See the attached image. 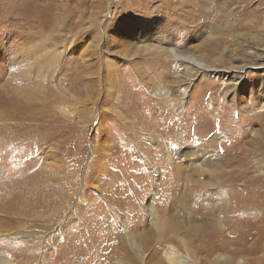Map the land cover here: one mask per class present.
<instances>
[{"label": "rangeland", "instance_id": "rangeland-1", "mask_svg": "<svg viewBox=\"0 0 264 264\" xmlns=\"http://www.w3.org/2000/svg\"><path fill=\"white\" fill-rule=\"evenodd\" d=\"M19 1L0 0V254L11 261L2 264H95L115 231L108 230L114 219L129 225L141 221L147 214L141 207H147L160 190L167 188L162 182L169 177L168 184L174 185L172 173L177 171L188 178V169L202 160H191V149L215 148L208 144L215 130L216 141L234 137L213 126L208 129L211 137L189 135L190 129L199 128L195 118L200 110L205 108L210 116L226 113V120L234 124L233 131L237 134L239 128L243 130L249 110L243 109L264 97V0H186L187 6L197 2L200 9L194 10L197 15L191 21L184 22H177L183 17L170 9L160 7L158 11L155 6L162 0L153 2L154 7L140 6L139 0ZM80 17L82 25L70 30ZM142 20H147L148 28ZM160 37L182 43L185 48L199 49L197 46L205 44L209 63L217 68L208 75L191 77L179 116L173 114L176 108L164 113L162 101L160 105L149 98L154 74L166 76L167 68L170 72L177 70L172 59H166L172 65L169 69L164 58L151 61V52L143 49L167 46L169 43ZM50 52L59 55L51 64L46 59ZM103 61L113 64L109 73ZM178 68L185 74L184 65ZM106 73L116 85L113 94L119 97L115 100L118 112L113 111L115 104L109 96L105 98L97 82ZM81 74L96 78L85 95L74 87ZM165 79L177 103L183 82L175 73ZM41 81L42 101L20 97L14 90V85L34 88ZM122 100L129 109L122 107ZM144 116L162 127L151 139V130H141L145 138L142 144L144 150L151 151L150 158L139 156L142 153L132 137ZM47 119H55L54 124L49 125ZM251 139L249 135L242 142L250 151L249 158L260 161L264 143ZM173 149H184L183 155L179 154L180 166L170 159ZM165 156L170 157L168 161ZM238 159H224L219 176L243 171ZM262 205L255 206L250 217L264 215ZM175 209H169V215ZM87 218L92 221L88 223ZM92 223L97 226L88 229ZM260 223L258 220L256 224ZM200 225L201 233L209 231L205 219ZM85 234L95 240L100 237L94 247L86 243L82 247L80 238Z\"/></svg>", "mask_w": 264, "mask_h": 264}, {"label": "bare ground", "instance_id": "bare-ground-1", "mask_svg": "<svg viewBox=\"0 0 264 264\" xmlns=\"http://www.w3.org/2000/svg\"><path fill=\"white\" fill-rule=\"evenodd\" d=\"M26 1L27 0H25V2ZM139 1H140L139 2L140 6L141 5L146 6L148 4L147 6L154 7L153 2L160 1V0H154V1L139 0ZM161 2H162L161 5L158 4L155 6V8L158 9V11L159 9L162 10L160 7H162L163 10L167 8V9H170L173 14L179 15V17H183V18H177L176 19L177 22L191 21L190 19L194 17L195 15H197L194 13V10L200 9L197 2L192 3L187 6L188 3L186 0H162ZM14 3L19 4L20 1L14 0ZM149 3L150 4L152 3V5L150 6ZM25 9L26 8H24V10ZM80 19L81 20L79 22L75 21L76 23L71 24L72 26L69 27L70 30H73L76 27H79L80 25H82V17H80ZM146 21L147 20H142L143 26H147L148 22ZM184 29L185 31L187 30L186 27H184L183 30ZM160 38H162V42L167 43V44L169 43V44L167 46L164 45V46H159V47L145 46L143 49L151 52L149 54V57H150L149 60L151 61H153V59L156 60V59L164 58L165 60L164 62L169 63L167 62L166 59L168 58L172 59L177 66L175 67L177 70L170 72L167 68L166 70L168 72L165 70V73L167 72V74H164L166 76L154 74L155 80L154 82L150 84V86L154 88V89H151L154 95H152L153 93L150 94L149 98L150 97L155 98L156 100L159 101V104H160V101H162L163 106L161 109L164 110V113L172 112V110L176 108L173 114H176L179 116L181 113L180 109H182V107L184 106L185 99L186 97H188V94H189L188 88L190 87V84L192 81L191 77H194L197 74H203V73H205L204 75H208L207 73H209V71H216L217 68L209 63L208 50L204 44L205 41L207 42V39L204 40V43L202 42L204 45L197 46V48L199 49H196V47L194 46H187L185 48L183 47L182 43L178 44V42H174V41H173L174 42L173 44V42H171V40L166 37H160ZM58 56L59 55L57 53L51 54L50 52L46 54L47 62L49 64L53 63L54 62L53 60H55L54 57H58ZM151 61L150 63L148 62L150 64V67L153 66V62ZM98 62H100V60ZM39 65L40 64H36L37 67H39ZM168 65H170L169 69H171L170 68L172 67L171 63H169ZM181 65H184L186 69L185 74L179 72L180 69L178 67H180ZM262 65H264V61L262 62ZM102 66L108 71L107 73H109V71H111L112 68L114 67L112 63H106L105 61L102 62ZM25 73L26 72H23L21 73V75H24ZM107 73L104 74L102 78L98 79L97 82L99 83V85L100 84L102 85L101 88H102L103 94L105 95V98L109 96L111 99V103L115 104L116 102L115 100L119 98V97L116 98V96L113 94L114 93L113 91L116 89L115 87L116 85H115V82H113V78H110L109 74ZM172 73H175L177 79H180V81L183 82L182 87L179 88L181 98L177 103H175L174 98H172L170 95L171 85L169 83H165L166 81L165 78L168 76V74L172 75ZM95 80H94V77H92V75L81 74L80 76L78 75V78L76 79L74 83L75 85L74 87H76L77 90L82 95H85L86 92H89L91 90L90 89L91 84L93 85V83H95ZM14 90L18 95H20V97L22 96L26 99H35L39 101H42L45 99L41 93V91L44 90V82L42 81L41 83L37 84V86L34 88L29 87V86H26L23 88V87H20V85L19 86L14 85ZM262 91L264 94V81H263ZM261 97L262 96L258 97L257 102H256L257 100L256 99L253 101V103L250 104V106L248 105L246 108L243 109L244 112H247V109L249 110H248L247 117L244 118L243 130L241 131L239 128V130L242 133L239 132V130H237V134L235 133V131H233L235 129L234 124L231 125V122L229 120H226V115H227L226 113H221L216 116H210V113L205 108L199 111V114L197 115L198 117L195 118L197 124L199 125V128L195 127V128L190 129L188 132L189 135L192 136L194 134L196 135L198 133L199 134L203 133L201 134L202 136L206 135L208 137H211L210 136L211 134H209L210 132H208V129L213 126V129L220 130V133H231V135L234 137H226V138H222L221 140L216 141L214 138V136H217L215 135V132H216L215 130V132L212 134L213 138L211 140L209 139L210 143H208L209 141H207L206 143L208 144L212 143V145L217 149L211 148L210 150L207 147L205 149L204 147H197L198 149H195V150L191 149L189 153L191 160H199V159H202V160L188 169V175H189L188 178L183 177V172H181L180 175L178 171L174 173L171 172L173 175L172 177L174 178V185L168 184L169 177L166 178L167 180L162 182L163 185L165 186L168 185L167 188L164 189L163 192H161L160 190V192L156 195L159 201H157V198L155 197V199L154 198L151 199V202L147 205V207H141L143 209L145 208L146 213H147V214H144L145 217L141 219V221L133 225H129L128 222L124 223L123 220H121V222L120 221L115 222V220L117 219H114L113 222L110 223V227L108 224V227H109L108 230L110 231L113 228V230L115 231L112 237L110 238V241H107V246L106 248H104L106 252L103 251L102 257L97 256L96 259L92 258V259H95L94 260L95 264H264V215H261L258 218L250 217V211L256 208L255 206H259L263 204L262 208H264V151H263L262 160L256 161V160L250 159L249 158L250 151L246 149L244 145L245 143L242 142L244 141L246 136L251 135V138H252L251 142L254 140L255 143L256 142L260 144L264 143V97L262 98ZM122 103H123L122 104L123 108L125 107L129 109L130 105H126L123 100H122ZM112 109L114 112H118L116 104L112 105ZM141 109L143 110V107ZM207 109H210L211 112L213 111L210 105H208ZM47 112L48 111H46V113ZM51 113H53V111ZM49 114H46V115H49ZM49 117H51V115H49ZM54 120L55 119H53V121L48 120L49 125L54 124ZM258 121L261 124H258L257 123ZM256 124L260 126L258 127ZM137 127L135 128L136 135L132 136L135 138V143H134L136 146L135 148H137L142 153V154L139 153V156L143 155L146 158L147 157L150 158L151 151L149 152L147 150H144V147L146 146H143L142 144L145 138H144L143 131L141 130H144L145 128L146 130H151V132L153 133V135L150 137L151 139L155 136L156 131H159L157 129L158 128L160 129L161 123L160 122L156 123L155 121L149 122V120H145V116H144L143 121H141ZM174 127H177V126H174ZM176 135L178 136L179 133H177ZM148 139L149 138H147L146 140ZM160 146L161 145L158 144V147ZM183 150L184 149H176V150L173 149L172 158H170L169 156H165L164 159H167L166 161L169 160L168 158L173 159V162L175 163V165L180 166L178 165L180 163V157H181L179 154L183 155V152H182ZM214 150H218L217 154H212L211 151H214ZM165 153L163 155H165ZM161 155L160 157H162ZM235 157L240 158L238 159L237 162L240 163L242 161L244 165V170L237 172V173H232L231 175L226 174L225 177H220L218 172L223 166V160L224 159L227 160V159H231ZM189 171H191L190 174H189ZM184 179H186V182H184L185 181ZM177 180H178V183H177ZM182 183L186 185L184 186L185 188L183 187ZM137 185H139V183ZM107 195L109 196V194ZM124 195H127V194L124 193ZM169 209H175L176 211L174 210L175 212L174 213L171 212L172 214L169 215L170 214ZM170 211H173V210H170ZM104 219L105 218H102V220L100 221H103ZM201 219L206 220V222L208 223L209 231L201 233L202 232L201 225H200ZM258 220L261 221L260 224H256ZM90 221L92 220L88 219V223H90ZM87 226H88V229H90L94 226H97V223L96 224L92 223L91 226L88 224ZM192 230L196 233L194 232L192 233ZM199 230H200V233L197 232ZM107 237L108 236H104L105 239ZM99 238L95 240L91 234H85L81 236L80 243L81 245L83 243H86L87 247L88 246L94 247L93 245L96 244V241L99 240ZM90 250L92 249L90 248ZM75 255L77 256V254ZM98 257H101V258H98ZM113 258L114 259L117 258V259L114 260ZM2 263H11V261L7 257H4V255L0 254V264Z\"/></svg>", "mask_w": 264, "mask_h": 264}]
</instances>
